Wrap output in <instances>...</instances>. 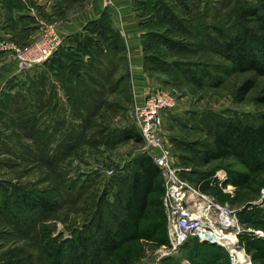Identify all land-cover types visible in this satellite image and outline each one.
<instances>
[{"label":"trees","instance_id":"16d2710c","mask_svg":"<svg viewBox=\"0 0 264 264\" xmlns=\"http://www.w3.org/2000/svg\"><path fill=\"white\" fill-rule=\"evenodd\" d=\"M141 5L145 7L142 9L145 13H138L137 10V16L144 30L142 34L144 62L150 74L151 71L156 72L155 74H166L171 81L178 83L185 81L197 86L200 84L220 86L225 73L253 72L256 76H264V0H215L212 3L210 0H141ZM213 9L216 10L214 15L211 13ZM146 16H149L158 28H164L165 31L144 28V22L141 20L145 21ZM189 31L192 41L188 40ZM163 32L177 34L180 39L168 37L166 40ZM73 35H83L77 40V48H72L79 51L80 72L77 68H73V65L65 66L60 61L68 57L67 59L72 62L75 53L70 52L71 55L65 57L57 52L55 57L50 59L51 70H55L54 75L61 76L57 79L59 84L56 86L62 87L67 92L65 102L73 110V115L79 119L70 122L69 130L67 133L64 132L61 140L56 137L60 129L56 124L53 125V132L47 125H43L44 129H41L36 122L40 119L32 117L37 112H30L29 115L26 113L23 118V121L25 119L23 131H26L27 135L29 132L28 136L33 139L40 154L54 151L51 146L65 147L64 151L70 153L80 142H84L83 136H86L91 121L89 116L93 113L80 114L78 111L89 103L103 102L100 97L103 91L97 86L100 88L104 85L102 88L109 89L114 84L113 87L117 89L121 88L123 81H131L126 44L121 33L112 26L108 10ZM149 39L156 44L149 43ZM157 44L166 49L159 50ZM174 46L196 54L197 52L213 53L223 62L202 60L203 57L200 56L199 61L181 59L171 52ZM154 62L164 67L156 68ZM60 67L63 73L59 72ZM119 67H126V72L115 78ZM66 68L70 73L66 72ZM209 68H212V71ZM213 72L217 74L214 75ZM63 74L68 75L63 76ZM256 85L255 78L244 80L237 88L236 100H245ZM31 89L27 92H33ZM40 93L44 94V91ZM36 94L34 98L39 102L33 101V103L39 108L40 105L44 108L47 105L44 103L45 100L43 97L40 98L39 92ZM83 94L87 95L89 102L84 100ZM12 95L11 90L3 91L0 104L6 101L5 97L10 99ZM52 98L54 99V95ZM259 100L264 102V96ZM13 106L10 104L4 112L9 113ZM56 114L57 111L55 116ZM55 116L51 121H57ZM212 119H214L213 123L206 128L211 141L202 145L201 151L194 148L192 150L196 151V155L203 163L209 164L213 160L228 161V159L240 163L244 170H227L232 182L238 185L239 189L264 184V113L255 120L233 115ZM59 123L65 131L66 125L63 122ZM104 132L101 131V134ZM117 135L120 141L143 139L133 123L124 129H118ZM52 141H55L56 145H51ZM217 169L219 168L201 174L195 173L200 175L201 181L210 177ZM125 170L127 172L113 175L114 180L119 182L115 199L109 203L114 212V221L105 222L102 212L97 211L96 215L100 213L98 217L94 216L80 225H72L70 235L41 238L37 253H41L46 258L47 264H105L106 259L112 258L115 251L126 242L141 238L161 243L168 241L167 221L162 204L164 186L160 167L147 151H142L132 159V163ZM79 186L68 182L64 189L68 190V194H72ZM202 188L215 194V191L222 194L218 187H211L206 182L202 184ZM59 190L60 188L53 187L39 191L36 187L22 184L13 186L0 184V212L13 217L19 224L28 225L27 222L33 218L34 210L52 212L60 206L61 198L56 195ZM82 192L84 194V188ZM107 194L108 190L105 189L99 196V201L104 202ZM244 213L248 214L247 218L242 216ZM240 215L243 222L264 229V219L259 209L251 211L246 208ZM241 238L254 262L264 264V239L247 234H243ZM188 242L198 243L199 246L206 243L200 242L197 238H192ZM211 246L215 248V252L197 253L198 260L192 264H230L226 249L217 245ZM134 260L124 255L120 257L119 263L131 264Z\"/></svg>","mask_w":264,"mask_h":264},{"label":"rangeland","instance_id":"374dc122","mask_svg":"<svg viewBox=\"0 0 264 264\" xmlns=\"http://www.w3.org/2000/svg\"><path fill=\"white\" fill-rule=\"evenodd\" d=\"M210 1L212 3L215 0ZM133 2L138 13H145L142 10L145 7L141 5V0H133ZM211 13L214 15L216 10L213 9ZM146 17L145 21L141 20L144 22V28L165 31L164 28H158L149 16ZM163 33L166 40L168 37L180 39L177 34ZM73 34L62 40L51 59L55 57L57 52L60 56H70V52L75 53L72 62L68 60V57V59L60 61L65 66L70 65L71 67L73 65L72 67L79 71L78 66L79 61H81L79 51L72 48L77 46L78 38H82L83 35ZM188 40L192 41L190 31L188 32ZM148 41L149 43L153 42L151 39ZM156 47L163 51L166 49L163 46H158V44ZM171 52L181 59L199 61L198 57L200 56L203 57L202 60L223 62L216 54L206 52H197L196 54L195 52H188L186 49L183 50L179 46H174ZM51 59L44 65L22 69L21 76L11 79L7 85L6 91L11 90L13 95L10 99L5 97L6 101H2L0 104V184H6V186L22 184L27 187H36L39 191L58 187L60 190L56 192V195L61 198L60 206L52 212L34 210L32 212L33 218L27 222L28 225L19 224L13 217L0 212V263L47 264L46 258L41 253H37L41 238L70 235L72 225L87 222L94 216L98 217L101 212L105 222H113L114 212L109 203L115 199L119 182L114 180V176H107L104 169H99V165H103L104 168L114 167L115 174L124 173L127 172L125 169L132 163V159L142 151L148 152L143 139L120 141L118 135L116 136L118 129H124L132 123L137 128V132L139 130L130 113L136 99L132 92V83L131 81H123L121 88L117 89L113 87L114 84L109 89L107 87L102 88L104 85L100 88L97 86L99 90L103 91V95L100 96L103 102L99 104L89 103L88 106H84L82 110L78 111L80 114L93 113L89 116L91 121L86 136H83L84 142H80L70 153L64 151L65 147L53 148L51 146L54 151L40 154L33 139L29 138V132L27 135L26 131H23L25 125L23 118L28 113L37 112L32 117L40 119L36 122L41 129H44L43 125H47L53 132V125L56 124L60 128L56 137L61 140L64 132H68L70 122L79 119L73 115V110L65 102L67 92L62 87L56 86L59 84L57 79L61 76H55V70H51ZM153 65L160 69L164 67L158 62H154ZM211 69L209 68L210 71H212ZM59 72L63 73L61 67ZM66 72L70 73L68 68H66ZM125 72L126 67H119L114 77L116 78ZM155 73L151 71L157 86L155 89H167L178 96V106L165 115L164 130L168 142L172 145L175 160L192 168V173L188 175V178L198 184L200 183V175L196 173L199 172L201 174L213 168L244 170V167L234 159H228V161L213 160L209 164L203 163L201 158L196 155V151L192 149L201 151L202 145L211 141V136L207 134L206 128L213 123L214 119L212 118L233 115L247 120H255L259 118L261 113H264V102L259 100L264 96V76H256L253 72L225 73L220 86H201V84L197 86L190 85L185 81L182 83L171 81L168 75ZM213 74L216 75L217 73L213 72ZM67 75L63 74V76ZM248 78H255L257 85L248 93L245 100L237 101V88ZM103 82L106 83L107 80H103ZM30 89L33 92H27ZM40 91H44V94ZM37 92L47 104L44 108L42 105L39 108L33 103V101L39 102L34 98ZM28 93L31 97L28 96ZM52 95H54V99ZM83 97L86 102H89L87 95L83 94ZM8 104L14 106L9 113H6L4 111L9 106ZM95 105L97 106L95 107ZM27 109L28 111H26ZM53 116L57 121H51ZM59 122L66 125L65 131ZM103 130L105 132L101 134ZM113 133L114 136H112ZM93 134L95 136L92 137ZM55 141L50 144H54ZM68 182L80 186L76 187L72 194H68V190L64 189ZM262 187L264 184L241 187L238 189L236 197L231 199L232 207L241 211L246 209L253 200L260 197ZM83 188L84 194H82ZM105 189L108 190L107 197L104 202H100L99 196ZM215 192L220 199H229V195L224 191L222 194H218V191ZM258 209L253 208L251 211ZM259 210L261 211V209ZM97 211L100 213L96 215ZM242 216L247 218L248 214L244 213ZM163 244L142 238L126 242L115 251L112 258L106 259L105 264H121L119 259L124 255L130 259H135L131 264H142L144 261L157 258ZM197 244L188 242L178 253L164 258L162 264H192L198 260L197 253L216 251L209 244L203 243L200 246Z\"/></svg>","mask_w":264,"mask_h":264},{"label":"built area","instance_id":"2783aa9c","mask_svg":"<svg viewBox=\"0 0 264 264\" xmlns=\"http://www.w3.org/2000/svg\"><path fill=\"white\" fill-rule=\"evenodd\" d=\"M62 40L49 28L26 44L3 39L0 49L15 58L21 69L33 68L44 65ZM177 106L178 96L174 92L154 88L146 90L143 99L136 97L130 110L148 153L161 169L164 186L162 204L168 232V242L163 244L157 258L142 264H162L164 258L178 253L192 238L226 249L230 264H256L241 236L247 234L264 239V229L243 222L241 210L232 207L231 199L236 197L239 187L232 182L229 172L224 168L217 169L210 177L195 184L188 178L192 168L175 160L172 145L166 138L164 123L167 112ZM99 169H104L107 176L115 174L114 167L99 165ZM205 182L224 191L229 199L222 200L219 195L203 190L202 184ZM247 208L261 209L264 219V187L260 190V197Z\"/></svg>","mask_w":264,"mask_h":264},{"label":"crops","instance_id":"0c3cea01","mask_svg":"<svg viewBox=\"0 0 264 264\" xmlns=\"http://www.w3.org/2000/svg\"><path fill=\"white\" fill-rule=\"evenodd\" d=\"M105 10L111 16L112 26L124 38L132 92L141 100L146 90L157 86L145 68L144 30L133 0H0V41L30 42L49 28L64 39L82 30ZM21 74L18 61L0 49V97L9 81Z\"/></svg>","mask_w":264,"mask_h":264}]
</instances>
